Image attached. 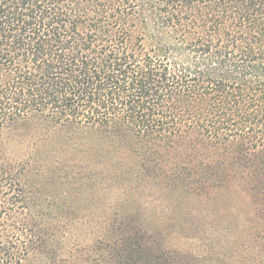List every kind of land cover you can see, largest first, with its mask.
Returning a JSON list of instances; mask_svg holds the SVG:
<instances>
[{"label": "trees", "instance_id": "16d2710c", "mask_svg": "<svg viewBox=\"0 0 264 264\" xmlns=\"http://www.w3.org/2000/svg\"><path fill=\"white\" fill-rule=\"evenodd\" d=\"M48 175L233 186L264 264V0H0V264H201L117 212L67 250Z\"/></svg>", "mask_w": 264, "mask_h": 264}, {"label": "rangeland", "instance_id": "374dc122", "mask_svg": "<svg viewBox=\"0 0 264 264\" xmlns=\"http://www.w3.org/2000/svg\"><path fill=\"white\" fill-rule=\"evenodd\" d=\"M9 147L17 151L13 142ZM74 181L72 175H48L45 184L52 193L70 194L63 211L72 207L78 213L68 218L75 225L68 227L67 250L95 241L103 216L117 212L160 233L169 247L200 253L201 264L248 260L243 251L251 247V240L239 235L247 227L250 206L233 186L202 197L191 184L172 183L167 175H96Z\"/></svg>", "mask_w": 264, "mask_h": 264}]
</instances>
